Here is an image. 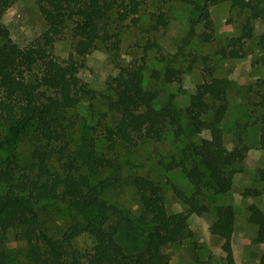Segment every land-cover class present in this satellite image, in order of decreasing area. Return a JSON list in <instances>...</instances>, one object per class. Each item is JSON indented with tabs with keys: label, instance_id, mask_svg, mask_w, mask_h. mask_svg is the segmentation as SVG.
<instances>
[{
	"label": "trees",
	"instance_id": "obj_1",
	"mask_svg": "<svg viewBox=\"0 0 264 264\" xmlns=\"http://www.w3.org/2000/svg\"><path fill=\"white\" fill-rule=\"evenodd\" d=\"M11 1L0 0V264H11L4 249L10 232L24 241L32 264H170L165 247L180 240L189 214L209 210L202 201L205 195L225 194L232 188L248 149L239 134L234 154L228 152L223 140L221 122L228 108L231 80L214 75L209 54H195L191 62H201L203 78L189 93L188 103L177 106L174 94L166 93L159 105L147 112L129 80L144 64L116 62L117 72L110 76L107 92L100 94L105 110H99L94 119L98 96L81 81L73 65L52 56L51 46L70 30L77 52L101 43L115 57L121 28L138 24L143 0H37L47 28L38 40L25 46L13 41L1 21ZM178 1L191 7L180 48L193 36L212 40L209 7L213 4L229 1L233 8L264 17V0ZM154 15L155 30L165 29L166 11L158 9ZM247 27L244 23L242 33L227 37L215 53L220 58L243 56ZM150 48L145 47L142 60ZM177 51L160 55L162 68L150 73L156 83H180L185 69L191 68L178 62ZM261 98L259 105L263 106L264 94ZM84 100H88L87 116L79 111ZM110 119H115L114 125L107 123ZM148 121L156 140L162 141L169 133L176 144L159 160L160 166L168 171L180 169L193 187L187 193L173 185L174 196L187 211L168 212L161 184L146 179L152 200L160 207L154 221L146 209L136 215L109 194L129 183V177L121 173L123 159L115 149L131 154ZM259 145L264 150V125ZM255 178L264 180V167L256 169ZM243 193L257 195L258 191L246 188ZM55 201L68 202L85 214V220L72 223L60 237L47 231L39 214ZM247 209L249 222L256 226L255 240L264 243V211L255 203ZM234 225L232 205L217 204L209 231L221 239L223 264H234ZM123 229L139 233L141 245L125 243ZM81 237L91 243L79 246ZM258 264H264V253Z\"/></svg>",
	"mask_w": 264,
	"mask_h": 264
},
{
	"label": "rangeland",
	"instance_id": "obj_2",
	"mask_svg": "<svg viewBox=\"0 0 264 264\" xmlns=\"http://www.w3.org/2000/svg\"><path fill=\"white\" fill-rule=\"evenodd\" d=\"M164 9L168 14L165 29L155 30V13ZM213 19V38L203 41L193 36L186 44L182 43L191 17V7L178 0H143L140 20L136 25H124L121 28L120 49L113 56L105 44L88 47L77 52L71 31L55 40L51 46L52 56L59 62L71 64L76 74L88 88L95 91L98 99L94 102V116L99 110H105L102 95L107 92L110 76L116 74V62L125 64H144L141 72L129 76L130 84L143 110L151 112L159 105L166 93L174 94V102L183 107L188 103L189 93L194 85L202 80V64L199 60L191 62L193 55L209 54L214 63V75L225 76L232 82L228 91V108L221 122L223 140L230 154H234L238 145V134L248 149L238 165L232 188L225 194H207L202 201L209 210L205 213H191L187 218V227L177 243L165 247L170 264H223V251L219 236L210 233L209 227L215 219V206L220 203L232 205L235 214L234 231L231 246L234 264H258L264 253V243L255 240L256 226L248 220V205L255 203L264 211V180L255 178V171L264 167V150L259 145L261 126L264 125V105H259L264 94V17L251 10L240 11L233 8L229 1L213 4L209 7ZM2 23L9 29L10 36L20 46L38 40L47 28L37 0H12L4 11ZM244 23L248 24L249 37L245 40V54L237 58H220L216 49L224 44L227 37L242 33ZM197 31L200 27L196 28ZM151 46L146 50L145 47ZM179 50V51H177ZM178 52V62L185 68L182 81L168 85L158 84L150 76L151 70L160 69L163 62L160 55ZM156 94V96H154ZM88 100L81 102L79 111L88 114ZM115 124V119L107 121ZM102 145V143H101ZM176 144L169 133L162 141L154 137L150 121L143 128V137L131 154L123 149H115L123 159L121 173L129 177V183L117 190L109 191L110 196L134 214L146 209L152 221L159 217V205L152 200L151 188L146 179L158 181L163 189L165 206L168 212L187 211V206L173 194V185L191 193L193 187L180 169L165 170L159 164ZM107 148L112 150V145ZM166 159V158H165ZM246 188H255L257 195L244 194ZM43 226L55 237L77 220H85L84 212L77 211L68 202L55 201L47 204L39 212ZM124 242L130 246L141 245L139 233L126 229ZM91 243L89 238H78L77 244ZM11 264H32L26 254V246L15 232H10L4 244Z\"/></svg>",
	"mask_w": 264,
	"mask_h": 264
}]
</instances>
